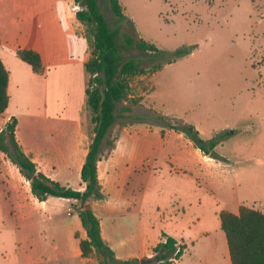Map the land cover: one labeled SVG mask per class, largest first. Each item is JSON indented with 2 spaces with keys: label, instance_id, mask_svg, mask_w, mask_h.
Masks as SVG:
<instances>
[{
  "label": "rangeland",
  "instance_id": "1",
  "mask_svg": "<svg viewBox=\"0 0 264 264\" xmlns=\"http://www.w3.org/2000/svg\"><path fill=\"white\" fill-rule=\"evenodd\" d=\"M120 1L125 14L122 22L106 10L107 1L101 0L113 28L134 29L167 53L184 49L185 54L155 80V74L131 79V96L145 93L152 97H131L146 100L134 105L133 115L121 118L119 124L153 110V101L161 115L186 122L190 118L202 129L214 130L213 136L222 134L215 151L221 161L237 166H205L209 181L202 205L190 204L185 215L188 221L199 213L200 224L213 231L214 210L230 209L225 203L235 199L264 212V0ZM75 4L74 0H46L38 9L24 12L20 27L15 25L17 16H11L12 37L4 50L17 88L14 104L0 116V123L15 108L21 131L24 105L33 96L39 112H47L50 118L61 111L64 118L75 116L88 80L85 65L79 61L85 54L81 35L90 53V30L72 16ZM22 45L39 47L43 74H33L17 57L15 46ZM133 54L138 56V52ZM26 136L34 147L43 138L33 129ZM195 195L189 192L187 200L191 203ZM78 205L58 197L47 205L40 203L31 193L30 181L0 151V264H98L97 254L81 256L79 241L87 236L84 229L75 228Z\"/></svg>",
  "mask_w": 264,
  "mask_h": 264
},
{
  "label": "crops",
  "instance_id": "2",
  "mask_svg": "<svg viewBox=\"0 0 264 264\" xmlns=\"http://www.w3.org/2000/svg\"><path fill=\"white\" fill-rule=\"evenodd\" d=\"M45 2L46 0H0V59L9 72L10 99L6 111H10L14 104L12 96L17 88L6 63L7 52L4 50L12 37L13 24L10 18L17 16L15 25L18 23L20 27L24 12L38 9ZM75 14L72 15L74 18ZM81 43L85 54L79 61L85 64L90 53L87 52L83 35ZM18 48H30L39 52L44 66L43 55L37 45L15 46V54ZM23 63L33 72L30 65ZM166 66L153 73L155 75L152 79L155 80ZM33 74L39 75L34 72ZM144 76L139 77L142 79ZM85 87L84 85V91ZM141 96L151 98L152 94L143 93L131 97ZM85 101L86 93L78 102L79 109L75 116L70 119L64 118L62 111L50 118L47 112H39L36 97L33 96L24 105L21 131L15 108L0 123L1 130L15 116L18 120L16 139L24 153L36 164L37 170L64 186L80 191L85 188L81 180V170L94 135L92 114ZM150 103L156 111L157 105L153 101ZM187 120L197 127L204 139L214 137V130L206 131L199 123H194L190 118ZM119 125H115L111 131V134H116L114 146L105 151L97 164L98 181L105 199L91 200L88 203L100 220L102 238L114 250L116 257L120 260L151 259L153 248L161 240L162 233H165L187 246L181 259L173 264H231L227 239L220 226L219 212L227 210L237 214L244 201L233 198L235 201L225 203L230 209L217 207L214 210L216 224L214 222L213 231L208 225L200 224L199 213L190 219L191 222L188 217L185 219V215L187 216L190 204L196 208L202 205L204 187L209 181L204 172L205 166L229 168L231 165L236 167L237 164L204 154L183 133L165 129L163 134V127L156 123L130 121ZM32 129L43 137L38 139L35 147L26 136V132H31ZM210 186L215 188L214 185ZM189 192L193 196L196 193V199L191 200V203L187 200ZM164 194L166 199L163 198ZM52 198L40 203L47 205ZM62 199L70 204L74 202L72 199ZM74 224L75 228L83 229L80 219ZM196 243H201L202 246L197 247Z\"/></svg>",
  "mask_w": 264,
  "mask_h": 264
},
{
  "label": "trees",
  "instance_id": "3",
  "mask_svg": "<svg viewBox=\"0 0 264 264\" xmlns=\"http://www.w3.org/2000/svg\"><path fill=\"white\" fill-rule=\"evenodd\" d=\"M106 1V10L117 21H124L121 1ZM74 2L83 7L76 12V19L90 30V57L84 64L88 74L85 93L92 114L94 135L81 170L85 188L80 191L64 186L37 170L36 164L24 153L16 139L18 120L15 116L0 130V151L30 181L31 193L39 202L46 201L49 197H58L79 203L76 212L87 236L79 241L83 258L97 254L98 264H140L138 259L120 260L116 257L114 250L102 238L98 216L87 204L91 200L105 199L98 181L97 164L105 151L114 146L115 139H109L112 128L119 124L121 118L133 115L134 105H140L138 100H133L130 96L131 79L161 70L182 57L185 50L167 53L140 37L134 29L130 32L113 28L101 0ZM134 51L138 52V56H134ZM16 54L21 61L31 66L34 73H44L39 52L30 48H18ZM8 84L9 72L0 59V115L9 105ZM146 111L145 115L134 116L132 121L156 123L163 127V134L165 129L183 133L204 154L221 159L215 152V147L220 143L222 134L206 140L192 123L161 115L153 110ZM150 117H154L153 120ZM219 219L227 239L231 264H264V212L241 205L237 214L227 210L220 211ZM186 247L182 242L162 233L161 240L153 248L152 264H173L181 259Z\"/></svg>",
  "mask_w": 264,
  "mask_h": 264
},
{
  "label": "built area",
  "instance_id": "4",
  "mask_svg": "<svg viewBox=\"0 0 264 264\" xmlns=\"http://www.w3.org/2000/svg\"><path fill=\"white\" fill-rule=\"evenodd\" d=\"M82 9H83V7L80 6L79 4H75V6L73 7V10H74L75 13H76L77 11L82 10ZM178 249H179V248H178Z\"/></svg>",
  "mask_w": 264,
  "mask_h": 264
},
{
  "label": "water",
  "instance_id": "5",
  "mask_svg": "<svg viewBox=\"0 0 264 264\" xmlns=\"http://www.w3.org/2000/svg\"><path fill=\"white\" fill-rule=\"evenodd\" d=\"M140 264H152V260L151 259H142V260H140Z\"/></svg>",
  "mask_w": 264,
  "mask_h": 264
}]
</instances>
